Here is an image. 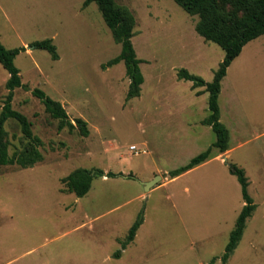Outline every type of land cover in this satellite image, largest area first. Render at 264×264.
Wrapping results in <instances>:
<instances>
[{
	"label": "rangeland",
	"instance_id": "obj_1",
	"mask_svg": "<svg viewBox=\"0 0 264 264\" xmlns=\"http://www.w3.org/2000/svg\"><path fill=\"white\" fill-rule=\"evenodd\" d=\"M84 2L0 0V43L24 48L14 63L26 88L13 91L11 106L31 123L42 155L33 167L0 166V264H222L243 207L229 164L244 171L256 207L226 264H264V35L243 47L221 82L228 152L212 148L203 164L171 179L215 142L203 124L208 93L178 72L210 83L224 52L173 0H115L135 19L131 42L143 76L140 95L127 100L123 63L103 68L120 45L96 4ZM45 39L57 60L30 46ZM7 78L0 65V112ZM33 89L59 102L71 122L85 121L88 135L59 130ZM4 130L10 156L30 147L15 120ZM76 169L96 173L80 198L61 183ZM138 216L135 238L122 248Z\"/></svg>",
	"mask_w": 264,
	"mask_h": 264
},
{
	"label": "trees",
	"instance_id": "obj_2",
	"mask_svg": "<svg viewBox=\"0 0 264 264\" xmlns=\"http://www.w3.org/2000/svg\"><path fill=\"white\" fill-rule=\"evenodd\" d=\"M183 11L190 16H196V33L206 42H212L219 46L224 52V59L214 72L213 80L206 83L200 77L189 74L182 69L178 72V78L192 83V88H204L208 93V117L203 121L204 125L210 126L215 135V142L204 152L192 158L186 165L169 172L171 179L176 178L195 167L203 164L209 157L212 148L220 153L228 150L229 132L220 122V111L218 106V95L220 93L221 81L226 75L227 68L231 62L240 55L243 47L250 41L264 35V0H173ZM94 2L111 32L113 41L120 45V53L103 68L123 63L125 75L129 80L126 99L130 100L140 95V87L143 84V76L139 65L141 61L136 57L131 39L134 36L135 19L132 13L125 7L116 4L115 0H85L83 7ZM35 49L45 50L53 60L58 59L56 47L52 39L35 41L30 44ZM24 51V48L7 49L0 43V65L7 72L5 88L8 91L2 110L0 112V166L18 165L20 168L33 167L42 161V155L37 149L41 141L33 136L31 123L21 113L12 109L11 101L13 91L18 88H26L21 82L20 72L15 66L16 56ZM33 97L43 105L45 112L54 120L58 121V129L67 128L69 132L77 129L86 137L88 135L87 125L82 119L71 122L68 119L64 107L57 101L47 97L39 89L31 91ZM15 120L21 129L22 135L29 141V148L21 151L15 156L8 153V142L4 124L7 120ZM229 172L236 177L239 185L243 207L241 208L235 222L234 228L229 234L228 242L222 256V264H226L235 251L243 236L247 220L255 210V204L248 193V181L242 169L234 164H229ZM85 169H76L61 179L64 191L80 198L85 196L90 187L93 177ZM107 176H112L108 173ZM142 223L141 216L130 227L125 240L121 243L122 248L130 244ZM115 257L120 256L117 251Z\"/></svg>",
	"mask_w": 264,
	"mask_h": 264
},
{
	"label": "water",
	"instance_id": "obj_3",
	"mask_svg": "<svg viewBox=\"0 0 264 264\" xmlns=\"http://www.w3.org/2000/svg\"><path fill=\"white\" fill-rule=\"evenodd\" d=\"M154 184H155V181H152V182H150V183H147V188H146V190H148L149 187L152 186V185H154Z\"/></svg>",
	"mask_w": 264,
	"mask_h": 264
},
{
	"label": "crops",
	"instance_id": "obj_4",
	"mask_svg": "<svg viewBox=\"0 0 264 264\" xmlns=\"http://www.w3.org/2000/svg\"><path fill=\"white\" fill-rule=\"evenodd\" d=\"M242 50H243V49H242ZM241 52H242V51H241ZM240 54H241V53H240ZM231 63H232V62H231ZM230 65H231V64H230ZM227 69H228V68H227ZM225 76H226V75H225ZM225 76H224V77H225ZM222 80H223V79H222ZM221 82H222V81H221ZM220 89H221V88H220ZM218 96H219V95H218ZM218 106H219V105H218ZM228 132H229V131H228ZM226 152H228V150H227Z\"/></svg>",
	"mask_w": 264,
	"mask_h": 264
},
{
	"label": "built area",
	"instance_id": "obj_5",
	"mask_svg": "<svg viewBox=\"0 0 264 264\" xmlns=\"http://www.w3.org/2000/svg\"><path fill=\"white\" fill-rule=\"evenodd\" d=\"M131 150H133V151H134V150H136V149H135V147H131Z\"/></svg>",
	"mask_w": 264,
	"mask_h": 264
}]
</instances>
